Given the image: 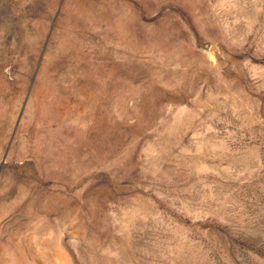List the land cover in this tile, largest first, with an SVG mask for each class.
I'll return each instance as SVG.
<instances>
[{"label":"rangeland","instance_id":"obj_1","mask_svg":"<svg viewBox=\"0 0 264 264\" xmlns=\"http://www.w3.org/2000/svg\"><path fill=\"white\" fill-rule=\"evenodd\" d=\"M0 264H264V0H0Z\"/></svg>","mask_w":264,"mask_h":264}]
</instances>
